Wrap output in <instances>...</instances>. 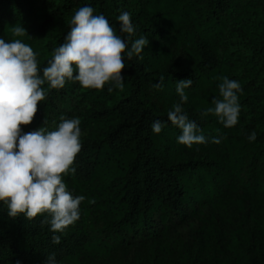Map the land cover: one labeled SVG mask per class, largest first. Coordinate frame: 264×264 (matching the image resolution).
I'll use <instances>...</instances> for the list:
<instances>
[{
	"label": "trees",
	"instance_id": "trees-1",
	"mask_svg": "<svg viewBox=\"0 0 264 264\" xmlns=\"http://www.w3.org/2000/svg\"><path fill=\"white\" fill-rule=\"evenodd\" d=\"M85 5L105 15L122 37L117 17L130 12L133 39L146 37L149 44L142 60L125 57L122 90L110 84L84 89L74 81L60 90L42 85L47 97L23 131L56 130L61 116L80 119L82 149L75 173L64 181L85 199L79 220L57 233L59 244L41 223L45 217L11 218L0 202V264H46L50 253L57 264H114L116 243L146 241L153 243L154 264H224L226 250L264 264V0H0V38L32 47L42 74ZM15 26L28 33L14 37ZM224 76L242 88L232 128L211 113L201 115L220 98ZM161 77L163 87H154ZM185 78L193 83L182 106L208 140L192 148L178 142L181 130L167 120L180 102L177 80ZM157 119L164 124L159 134L151 128ZM253 131L257 138L249 141ZM213 137L223 139L215 144ZM235 209L243 218L224 220L223 213ZM222 220L248 228L252 239L239 249L238 233ZM182 221L196 223L199 252L173 262L169 235Z\"/></svg>",
	"mask_w": 264,
	"mask_h": 264
},
{
	"label": "clouds",
	"instance_id": "clouds-1",
	"mask_svg": "<svg viewBox=\"0 0 264 264\" xmlns=\"http://www.w3.org/2000/svg\"><path fill=\"white\" fill-rule=\"evenodd\" d=\"M117 20L123 37L116 34L105 15L94 14L89 5L80 7L70 20L64 43L53 50L42 74L32 47L21 39L0 38V202L7 206L11 218L45 217L41 223L50 226L53 244L61 242L57 233H63L79 220L80 205L85 199L82 195L74 196L64 181L65 176L76 171L73 165L82 149L81 121L61 116L53 131L40 127L24 132L22 126L33 122L38 103L46 99L42 87L45 82L56 90L63 89L67 81L78 82L84 89L103 90L109 84L124 88L125 57L129 61L134 57L142 60L141 53L149 39H133L136 28L130 12H121ZM27 33L23 26L12 29L14 37H24ZM162 81L163 77L161 83L153 86L162 88ZM192 83L191 78L177 80L180 102L167 113V120L181 130L178 142L188 148L208 143L182 106L188 100L185 89ZM218 88L220 98H214V107L205 109L201 115L211 113L225 128H232L238 123L241 111L238 99L241 85L224 76ZM112 90L108 88L109 92ZM163 126L157 119L151 128L159 134ZM256 138L255 131L247 137L249 141ZM222 139L213 137L211 142L219 144ZM46 264H57L55 253L46 257Z\"/></svg>",
	"mask_w": 264,
	"mask_h": 264
},
{
	"label": "rangeland",
	"instance_id": "rangeland-1",
	"mask_svg": "<svg viewBox=\"0 0 264 264\" xmlns=\"http://www.w3.org/2000/svg\"><path fill=\"white\" fill-rule=\"evenodd\" d=\"M199 158V157H197ZM240 191V186L236 190V194ZM224 220L229 217H242L244 213L240 212L238 209L231 210L230 212H224ZM243 218V217H242ZM222 222L229 228V231H234L238 233L240 237L237 247L242 249L244 247L242 241H248L252 239L251 230L243 229L239 230L235 225H231L226 221ZM195 222L187 223L182 221L174 228L172 233L169 235V242L171 243L172 250L167 253L169 260L181 261L191 253H197V243L193 238L194 231L196 229ZM213 251L219 254L220 249L216 246V243H213ZM115 250L110 260H113L114 264H154V247L152 241H146L144 243H116ZM210 247L206 248L210 252ZM212 255V253L210 252ZM222 260L224 264H251V254L241 251L239 253H234L232 251L226 250L225 253H222ZM214 262L218 263L217 259Z\"/></svg>",
	"mask_w": 264,
	"mask_h": 264
}]
</instances>
